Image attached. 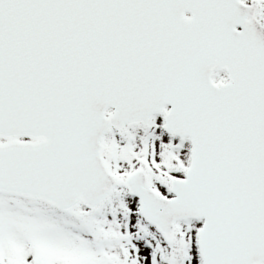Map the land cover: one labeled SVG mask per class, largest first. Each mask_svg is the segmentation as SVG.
Masks as SVG:
<instances>
[{
    "label": "snow or ice",
    "instance_id": "1",
    "mask_svg": "<svg viewBox=\"0 0 264 264\" xmlns=\"http://www.w3.org/2000/svg\"><path fill=\"white\" fill-rule=\"evenodd\" d=\"M0 264H264V0H0Z\"/></svg>",
    "mask_w": 264,
    "mask_h": 264
}]
</instances>
